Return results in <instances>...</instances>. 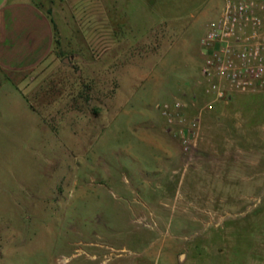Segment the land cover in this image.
<instances>
[{
	"label": "rangeland",
	"instance_id": "obj_1",
	"mask_svg": "<svg viewBox=\"0 0 264 264\" xmlns=\"http://www.w3.org/2000/svg\"><path fill=\"white\" fill-rule=\"evenodd\" d=\"M31 1L55 46L0 77V264H264V93L202 118L180 88L222 2ZM178 100L208 128L189 152Z\"/></svg>",
	"mask_w": 264,
	"mask_h": 264
},
{
	"label": "built area",
	"instance_id": "obj_2",
	"mask_svg": "<svg viewBox=\"0 0 264 264\" xmlns=\"http://www.w3.org/2000/svg\"><path fill=\"white\" fill-rule=\"evenodd\" d=\"M220 1V14L201 40V72L213 101H230L240 93H264V0ZM157 108L168 132L175 134L186 152L193 150L201 133L200 119L190 118L180 100Z\"/></svg>",
	"mask_w": 264,
	"mask_h": 264
},
{
	"label": "crops",
	"instance_id": "obj_3",
	"mask_svg": "<svg viewBox=\"0 0 264 264\" xmlns=\"http://www.w3.org/2000/svg\"><path fill=\"white\" fill-rule=\"evenodd\" d=\"M54 46L53 23L40 6L31 0H0V77L3 74H25L38 69L50 57ZM180 88L182 92L191 90L198 93L193 99L194 103L207 102L198 109V116L202 118L208 113L225 118L232 108L245 107L246 97L257 95L240 93L235 94L230 101H213L207 82L204 85L195 82L187 86L183 84ZM186 106V114L190 118L195 117L197 111L194 110L193 114L188 110L189 106ZM202 128V132L208 131L205 123ZM197 142L200 144V139ZM161 146L167 148L170 145L162 143Z\"/></svg>",
	"mask_w": 264,
	"mask_h": 264
},
{
	"label": "water",
	"instance_id": "obj_4",
	"mask_svg": "<svg viewBox=\"0 0 264 264\" xmlns=\"http://www.w3.org/2000/svg\"><path fill=\"white\" fill-rule=\"evenodd\" d=\"M64 63H69V60H68V59H65V60H64ZM183 258H184V257L182 256L181 259L183 260Z\"/></svg>",
	"mask_w": 264,
	"mask_h": 264
},
{
	"label": "trees",
	"instance_id": "obj_5",
	"mask_svg": "<svg viewBox=\"0 0 264 264\" xmlns=\"http://www.w3.org/2000/svg\"><path fill=\"white\" fill-rule=\"evenodd\" d=\"M55 29V28H54Z\"/></svg>",
	"mask_w": 264,
	"mask_h": 264
}]
</instances>
